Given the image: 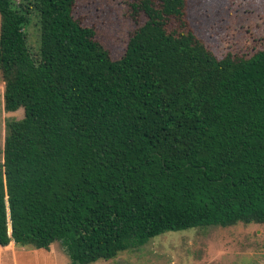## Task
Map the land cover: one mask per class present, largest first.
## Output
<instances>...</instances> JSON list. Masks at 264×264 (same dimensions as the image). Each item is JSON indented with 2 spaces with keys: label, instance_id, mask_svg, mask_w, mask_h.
Segmentation results:
<instances>
[{
  "label": "trees",
  "instance_id": "1",
  "mask_svg": "<svg viewBox=\"0 0 264 264\" xmlns=\"http://www.w3.org/2000/svg\"><path fill=\"white\" fill-rule=\"evenodd\" d=\"M76 1L0 0L5 109H24L0 150V245L60 241L90 264L167 231L264 224V47L219 58L188 0H130L143 20L113 58Z\"/></svg>",
  "mask_w": 264,
  "mask_h": 264
},
{
  "label": "rangeland",
  "instance_id": "2",
  "mask_svg": "<svg viewBox=\"0 0 264 264\" xmlns=\"http://www.w3.org/2000/svg\"><path fill=\"white\" fill-rule=\"evenodd\" d=\"M129 1H76L74 15L84 25L96 28L98 38L110 49L113 58L122 56L130 33L143 20L132 16ZM21 2L24 0H16ZM187 13L194 32L219 58L228 52L249 55L264 47V0H188ZM26 31L30 47H36L39 32L35 20ZM4 93L0 78L1 151L7 122L24 116L23 108L9 112L5 109ZM6 253L10 255L9 264H73L60 241L53 242L49 250L20 247L15 260L9 250ZM90 264H264V224L167 231L141 247Z\"/></svg>",
  "mask_w": 264,
  "mask_h": 264
},
{
  "label": "crops",
  "instance_id": "3",
  "mask_svg": "<svg viewBox=\"0 0 264 264\" xmlns=\"http://www.w3.org/2000/svg\"><path fill=\"white\" fill-rule=\"evenodd\" d=\"M18 248H20V246H17L13 241L7 246H2L0 250V264H9V262L7 261V256L9 255V253H6L7 250L11 252V257L14 258V260L17 259L16 251L18 250Z\"/></svg>",
  "mask_w": 264,
  "mask_h": 264
}]
</instances>
